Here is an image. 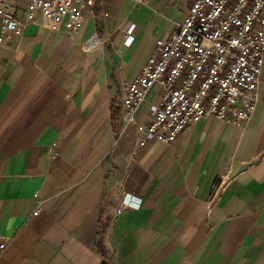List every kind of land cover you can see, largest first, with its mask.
Masks as SVG:
<instances>
[{
	"label": "crops",
	"instance_id": "crops-1",
	"mask_svg": "<svg viewBox=\"0 0 264 264\" xmlns=\"http://www.w3.org/2000/svg\"><path fill=\"white\" fill-rule=\"evenodd\" d=\"M192 1L97 0L78 31L38 13L0 46V264H264V66L245 126L207 116L141 144L159 85L135 122L123 116ZM8 4L22 15L28 0ZM95 32L103 42L84 50ZM126 193L141 204L117 213Z\"/></svg>",
	"mask_w": 264,
	"mask_h": 264
},
{
	"label": "built area",
	"instance_id": "built-area-1",
	"mask_svg": "<svg viewBox=\"0 0 264 264\" xmlns=\"http://www.w3.org/2000/svg\"><path fill=\"white\" fill-rule=\"evenodd\" d=\"M147 2V0H137ZM97 0H28L17 15L8 0H0V46L21 38L27 26L41 13L52 29L64 27L78 31L85 11L93 10ZM134 26L125 30L130 44ZM95 32L82 43L92 51L102 43ZM264 66V0H193L185 19L174 32L158 38L156 48L141 72L129 84L122 100L126 123L136 120V111L156 86L162 88L159 103L150 110L146 139L170 143L189 123L207 116L245 126L259 99L258 88ZM216 180L211 193L226 186ZM126 193L117 213L138 208L140 200ZM36 209L34 214H38ZM7 240H0V256Z\"/></svg>",
	"mask_w": 264,
	"mask_h": 264
}]
</instances>
